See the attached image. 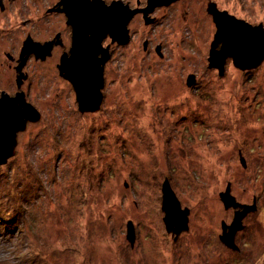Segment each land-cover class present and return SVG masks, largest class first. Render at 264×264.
<instances>
[{
    "label": "rangeland",
    "instance_id": "rangeland-1",
    "mask_svg": "<svg viewBox=\"0 0 264 264\" xmlns=\"http://www.w3.org/2000/svg\"><path fill=\"white\" fill-rule=\"evenodd\" d=\"M214 1L264 33V0ZM191 3L147 32L163 43L162 59L110 61L99 110L80 113L71 87L38 77L28 97L42 118L0 165V218L10 216L0 219V264H264V118L244 114L239 69L222 78L206 70L210 19L205 0ZM189 73L198 90L186 85ZM261 79L253 86L264 92ZM165 182L188 209L178 234L163 221ZM227 188L235 202L256 205L235 232L238 250L219 239L243 210L224 207Z\"/></svg>",
    "mask_w": 264,
    "mask_h": 264
},
{
    "label": "flooded vegetation",
    "instance_id": "flooded-vegetation-1",
    "mask_svg": "<svg viewBox=\"0 0 264 264\" xmlns=\"http://www.w3.org/2000/svg\"><path fill=\"white\" fill-rule=\"evenodd\" d=\"M186 2L192 6V0H0V102L7 101L12 104L20 96L30 105L36 106L35 102L28 97L30 90L34 88L33 85L37 83L39 76L43 79L51 73L60 79L63 88L69 86L73 89L78 107L76 88L66 77L67 73L74 70L72 67L75 65L79 69L88 68L91 71L99 64L102 67L103 76V86L100 89L102 99L96 109L99 110L104 100V74L107 65L119 57L131 58L133 55L141 58L155 56L162 59L163 43L161 40L149 42L146 34L151 28V31L158 30L159 33L158 27H164L163 25L169 22L172 12L179 6L181 8ZM195 5L197 2L194 3ZM102 7H111L112 23L119 29L112 31L107 29L105 33L102 31L97 33L100 29L96 26L81 25L89 18L96 16L97 10ZM202 9L211 24V33L205 41L206 46L203 44L201 48L207 60L206 70L213 71L217 73V77L222 78L230 67L239 69L244 74V88L240 95L242 110L248 117L252 112H256L260 116H255L254 119H263L264 111L258 110V107L264 103L262 102L263 88L257 91L253 86L255 84L253 80L255 76L259 78L264 76L262 72H259L264 66V57L251 66L245 64L244 68L235 66L232 57L222 58L219 55L222 41L217 34L221 27L226 25L222 24V19H219L218 23L215 17L224 18L222 12H227V9L220 8L214 0H205ZM86 10L88 11L84 14ZM123 13L125 17L128 15L130 17L125 23V33L120 35L121 27H119L118 19ZM241 19L251 23L245 18ZM177 26L181 27V25ZM77 34L81 39L75 43ZM216 39L219 41L216 42ZM135 45H137L136 54L133 51ZM216 60H218L217 64ZM248 82H251L250 87L247 86ZM263 84L261 79L260 85ZM186 85L198 90L197 77L194 73L186 76ZM257 96L262 98L257 100ZM245 102L247 105L244 104ZM88 112L92 111L80 113ZM38 113V120H41L42 113L39 111ZM195 115L196 117L191 121L192 124L200 122V116ZM34 117L33 114L26 116L25 127L27 124L34 123ZM182 117L189 116L182 115ZM240 122L238 120V123ZM22 132L23 130L16 132L14 154L18 136Z\"/></svg>",
    "mask_w": 264,
    "mask_h": 264
},
{
    "label": "water",
    "instance_id": "water-1",
    "mask_svg": "<svg viewBox=\"0 0 264 264\" xmlns=\"http://www.w3.org/2000/svg\"><path fill=\"white\" fill-rule=\"evenodd\" d=\"M111 7H102L97 10L96 16L89 18L86 22L81 23L83 26H96L105 33L107 29L115 30L119 29L117 25L112 23ZM88 10L84 12L87 13ZM222 17L215 20L218 22L222 19V26L217 34V37L222 41V47L219 51V55L222 58L230 56L233 59V63L237 67L244 68V65H252L254 62H260L264 57V33L261 26H251L245 23L243 20L237 19L227 12H222ZM122 15L119 16L118 22L121 33H125V23L128 17ZM94 20V21H92ZM92 21V22H91ZM219 23V22H218ZM113 33V32H112ZM79 34V33H78ZM75 43L78 42L81 37H78ZM219 40L216 39V42ZM212 54V52H211ZM211 59V57L209 58ZM62 59V63H63ZM105 61V59H103ZM74 70L67 73V78L74 84L76 88L77 98L79 101L78 109L80 112L91 111L98 109L101 103L100 89L103 86L102 67L98 64L91 71L86 68L72 67ZM12 103V102H11ZM35 115L33 120L39 118V113L36 109L27 103L23 98L17 97V101L9 104L7 101L0 102V165L5 164L7 160L14 155V148L16 145V132L17 130H24L26 123V116ZM17 126V128H15ZM242 164H244L241 159ZM162 210L164 211L163 221L166 225L167 231L173 230L175 234H178L181 230L187 229L188 209L180 208L179 201L175 197L173 191L165 182L162 187ZM220 198L225 208H243L235 212L234 218L230 226L222 224V235L219 236L220 241L228 248L232 250H238V247L234 243V235L237 230L243 228L242 218L249 212L256 209L255 201L252 206L241 205L235 202L233 196L230 195L229 189L220 194ZM227 228V231H226ZM133 228L128 224L127 237L133 242L134 232Z\"/></svg>",
    "mask_w": 264,
    "mask_h": 264
},
{
    "label": "trees",
    "instance_id": "trees-1",
    "mask_svg": "<svg viewBox=\"0 0 264 264\" xmlns=\"http://www.w3.org/2000/svg\"><path fill=\"white\" fill-rule=\"evenodd\" d=\"M20 204V203H19ZM9 215H4L3 217L1 216V218L0 219H3V220H5V222H6V217H8ZM10 217V216H9ZM11 222V221H10ZM13 227H15V226H13Z\"/></svg>",
    "mask_w": 264,
    "mask_h": 264
}]
</instances>
